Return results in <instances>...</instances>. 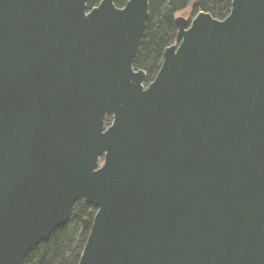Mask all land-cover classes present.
<instances>
[{
	"label": "water",
	"instance_id": "water-1",
	"mask_svg": "<svg viewBox=\"0 0 264 264\" xmlns=\"http://www.w3.org/2000/svg\"><path fill=\"white\" fill-rule=\"evenodd\" d=\"M113 1L0 0V264L79 199L78 264H264V0L175 17L147 86L148 0Z\"/></svg>",
	"mask_w": 264,
	"mask_h": 264
},
{
	"label": "trees",
	"instance_id": "trees-1",
	"mask_svg": "<svg viewBox=\"0 0 264 264\" xmlns=\"http://www.w3.org/2000/svg\"><path fill=\"white\" fill-rule=\"evenodd\" d=\"M101 0H87V9ZM128 0H114L123 7ZM232 0H148V19L141 37L133 67L146 73L143 84L147 86L158 73L164 50L175 43L176 14L192 4V13L208 12L216 19H224L230 12ZM106 116L105 126L111 123ZM96 209L83 199L77 200L68 223L56 229L46 242H41L27 254L23 264H78L89 235Z\"/></svg>",
	"mask_w": 264,
	"mask_h": 264
},
{
	"label": "rangeland",
	"instance_id": "rangeland-1",
	"mask_svg": "<svg viewBox=\"0 0 264 264\" xmlns=\"http://www.w3.org/2000/svg\"><path fill=\"white\" fill-rule=\"evenodd\" d=\"M195 15L196 14L192 13V4H189V6H187L186 9L178 12L176 14V17L180 16V17L185 18L186 20H191ZM101 163H102V161L99 164H101Z\"/></svg>",
	"mask_w": 264,
	"mask_h": 264
}]
</instances>
